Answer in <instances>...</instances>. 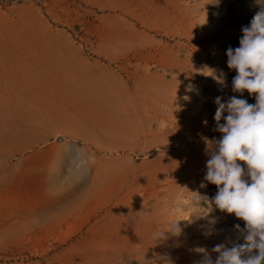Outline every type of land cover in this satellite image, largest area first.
Listing matches in <instances>:
<instances>
[{
    "label": "rangeland",
    "instance_id": "obj_1",
    "mask_svg": "<svg viewBox=\"0 0 264 264\" xmlns=\"http://www.w3.org/2000/svg\"><path fill=\"white\" fill-rule=\"evenodd\" d=\"M261 10L264 0H0V62L12 63L15 51L68 33L87 54L110 63L134 93L129 102L141 115V142L150 151L125 165L134 176L130 186L141 193L124 197L135 210L130 208L123 224L138 220L143 230L140 241L126 244V263L200 264L204 252L217 258L212 250L218 244L245 243L244 222L218 209L180 221L179 237L156 243L152 236L172 219L203 211L189 205L192 192L203 198L201 208L217 192L204 180L208 144L222 136L215 130V98L224 102L235 95L256 103L255 94L232 91L236 71L227 67L226 49L239 46L242 28ZM58 140L16 148V115L0 114V264L36 258L53 264V253L64 245L16 250V188L38 196L51 192L80 164L57 150V156L47 155L45 149Z\"/></svg>",
    "mask_w": 264,
    "mask_h": 264
},
{
    "label": "crops",
    "instance_id": "obj_2",
    "mask_svg": "<svg viewBox=\"0 0 264 264\" xmlns=\"http://www.w3.org/2000/svg\"><path fill=\"white\" fill-rule=\"evenodd\" d=\"M30 47L15 51L12 63L0 62V114L16 115V148L59 138L47 155L59 152L80 164L51 192L38 196L16 188V250L56 242L64 245L53 253V264H129L126 244L140 241L143 230L136 219L123 224L135 210L124 197L141 193L130 186L134 176L125 165L150 151L141 142V115L129 102L134 93L110 63L87 54L68 33ZM101 161L113 164L101 168Z\"/></svg>",
    "mask_w": 264,
    "mask_h": 264
},
{
    "label": "clouds",
    "instance_id": "obj_3",
    "mask_svg": "<svg viewBox=\"0 0 264 264\" xmlns=\"http://www.w3.org/2000/svg\"><path fill=\"white\" fill-rule=\"evenodd\" d=\"M226 56L227 67L236 71L232 91L241 97L245 90L249 95L255 94L256 103L250 104L235 95L224 102L219 96L215 98V130L222 136L211 141L213 146L208 144L204 180L215 185L217 192L206 201L207 208L199 207L203 198L192 192L189 205L203 211L192 213L188 219L170 220L152 239L160 243L179 237L180 221H191L193 215L207 216L218 209L244 222L245 243L232 247L218 244L212 250L218 253L217 258L213 261L204 252L200 264H264V10L258 11L249 26L242 28L239 46H229ZM166 262L171 264L170 260Z\"/></svg>",
    "mask_w": 264,
    "mask_h": 264
},
{
    "label": "trees",
    "instance_id": "obj_4",
    "mask_svg": "<svg viewBox=\"0 0 264 264\" xmlns=\"http://www.w3.org/2000/svg\"><path fill=\"white\" fill-rule=\"evenodd\" d=\"M86 51V50H85Z\"/></svg>",
    "mask_w": 264,
    "mask_h": 264
}]
</instances>
